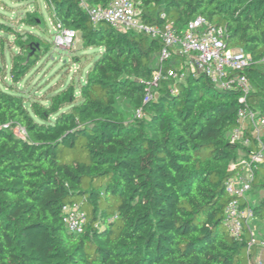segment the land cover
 I'll list each match as a JSON object with an SVG mask.
<instances>
[{
	"label": "trees",
	"instance_id": "obj_1",
	"mask_svg": "<svg viewBox=\"0 0 264 264\" xmlns=\"http://www.w3.org/2000/svg\"><path fill=\"white\" fill-rule=\"evenodd\" d=\"M44 1L55 27L80 32L85 48L100 53L78 89L29 100L18 86L51 45L0 23L19 50L11 82L0 67V264H253L249 230L234 237L224 221L227 182L257 148L231 140L239 112L264 117V0H134L147 25L174 23L182 32L203 16L224 26L228 48L251 61L247 94L191 74L162 81L148 104L158 40L94 26L82 3L113 0ZM262 192L264 166L250 195ZM73 204L88 217L81 234L63 223ZM250 206L264 221V199Z\"/></svg>",
	"mask_w": 264,
	"mask_h": 264
},
{
	"label": "built area",
	"instance_id": "obj_2",
	"mask_svg": "<svg viewBox=\"0 0 264 264\" xmlns=\"http://www.w3.org/2000/svg\"><path fill=\"white\" fill-rule=\"evenodd\" d=\"M82 7L94 26L107 24L126 32L144 33L161 43L162 48L158 55L153 81L146 92L145 104L154 100L155 90L162 81L182 82L191 74L205 75L220 89L228 90L238 85L246 94L251 90L249 79L243 73L251 61L244 51L228 48L225 41L227 31L224 26L213 25L203 16L190 21L182 32L174 23L147 25L140 18L134 0H113L107 7H92L82 3ZM55 30L56 47L71 49L77 32L61 25L55 27ZM175 57L183 59L185 67L181 71L178 69L166 71L165 64H171ZM262 63L264 64V61ZM236 73L239 75L232 76ZM245 101L246 98H243L242 103ZM135 116L141 119L144 116L143 109L137 110ZM239 122L240 126L232 132L231 140L246 148L253 145L257 148L251 150L248 157L241 162L242 169L227 182L226 192L230 202L225 211V228L229 234L237 238H241L245 229H248L250 233L248 250L257 247L264 250V240L256 239L252 231L256 218L248 197L253 190L257 171L264 166V117L244 108L239 112ZM19 129L16 130V134ZM87 221V214L79 204L64 207L63 223L70 233H83ZM258 264H264V259Z\"/></svg>",
	"mask_w": 264,
	"mask_h": 264
},
{
	"label": "rangeland",
	"instance_id": "obj_3",
	"mask_svg": "<svg viewBox=\"0 0 264 264\" xmlns=\"http://www.w3.org/2000/svg\"><path fill=\"white\" fill-rule=\"evenodd\" d=\"M138 12L140 14V10ZM26 19H29V22H26ZM0 23L22 35L33 33L51 45L49 53L18 86V91L29 100L48 99L72 83L78 89L80 84L85 82L87 73L100 53V50L85 48L80 32H77L71 49L57 48L55 26L44 0H0ZM14 43V36L0 31V67L6 70L8 82H11L8 75L11 61L19 51ZM76 58L81 60L79 65L75 64ZM176 61L178 60L174 58L172 64ZM17 134L20 137L25 136L22 129H19ZM248 197L250 203L261 201L264 199V192L253 196L249 194ZM252 231L256 239L263 241L264 221L257 220L253 223ZM259 261L260 259L254 260L253 264H258Z\"/></svg>",
	"mask_w": 264,
	"mask_h": 264
},
{
	"label": "crops",
	"instance_id": "obj_4",
	"mask_svg": "<svg viewBox=\"0 0 264 264\" xmlns=\"http://www.w3.org/2000/svg\"><path fill=\"white\" fill-rule=\"evenodd\" d=\"M176 59L178 61H176L175 64H172V63L171 64L173 66H175L176 68H179V67L184 68L185 67V61L183 59H181L180 57H177ZM256 221H257V219H255L254 223ZM253 252H254V255H255V259L254 260H256V259H260V260L264 259V250L263 249L255 248L253 250Z\"/></svg>",
	"mask_w": 264,
	"mask_h": 264
}]
</instances>
